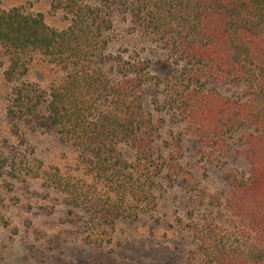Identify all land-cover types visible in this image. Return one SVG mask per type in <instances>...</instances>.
<instances>
[{
    "label": "trees",
    "instance_id": "1",
    "mask_svg": "<svg viewBox=\"0 0 264 264\" xmlns=\"http://www.w3.org/2000/svg\"><path fill=\"white\" fill-rule=\"evenodd\" d=\"M97 2L51 0V8L61 10L69 22L63 30L47 26L42 14L23 7L0 10L3 75L16 82L7 108L12 130L22 124L56 134L102 167L115 159L112 152L122 140L135 149L148 147L137 134L143 124L138 90L149 62L105 53L110 14L123 11L134 28L182 64L178 74L162 82V102L182 115L206 149L205 162L219 166L231 154L227 135L241 132L236 153L244 171L227 170V197L222 203L209 201L222 208L191 227L197 240L191 259L198 264H264V0ZM34 53L66 72L48 91L18 82ZM106 66L117 79H111ZM207 81L215 87L203 89ZM216 85H230L237 95L224 96ZM42 101L44 112L39 110Z\"/></svg>",
    "mask_w": 264,
    "mask_h": 264
},
{
    "label": "rangeland",
    "instance_id": "2",
    "mask_svg": "<svg viewBox=\"0 0 264 264\" xmlns=\"http://www.w3.org/2000/svg\"><path fill=\"white\" fill-rule=\"evenodd\" d=\"M50 1L1 0L0 10L23 7L42 14L47 26L66 29L68 20ZM83 1L97 6L100 0ZM110 19L105 53L149 62L138 90L143 124L137 134L148 147L135 149L122 140L115 159L102 167L56 134L22 124L13 131L7 108L16 82L5 80L0 57V264H198L190 257L197 245L191 227L222 208L209 201L227 197V170L244 171L236 153L240 130L227 135L231 154L214 167L182 115L164 106L162 82L182 64L134 28L123 11L113 9ZM65 75L34 53L18 82L42 92ZM211 87L207 81L202 88ZM216 87L224 96L238 92ZM45 107L42 101L39 110Z\"/></svg>",
    "mask_w": 264,
    "mask_h": 264
}]
</instances>
